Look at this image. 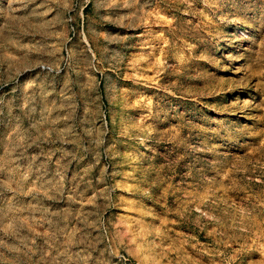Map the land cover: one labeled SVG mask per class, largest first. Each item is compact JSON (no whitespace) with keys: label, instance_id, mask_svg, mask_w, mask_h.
<instances>
[{"label":"rangeland","instance_id":"374dc122","mask_svg":"<svg viewBox=\"0 0 264 264\" xmlns=\"http://www.w3.org/2000/svg\"><path fill=\"white\" fill-rule=\"evenodd\" d=\"M0 264H264V0H0Z\"/></svg>","mask_w":264,"mask_h":264}]
</instances>
